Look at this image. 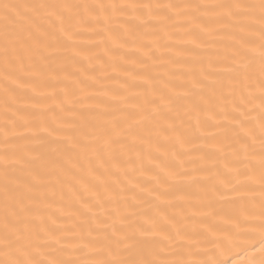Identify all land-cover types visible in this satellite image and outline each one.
Segmentation results:
<instances>
[{"label":"bare ground","instance_id":"1","mask_svg":"<svg viewBox=\"0 0 264 264\" xmlns=\"http://www.w3.org/2000/svg\"><path fill=\"white\" fill-rule=\"evenodd\" d=\"M7 2L24 4L37 0ZM67 2L183 5L226 3L229 0ZM177 13L181 17L179 23H161L147 15L141 23L126 14H118L115 19L121 21L120 27L115 24L105 26L110 28V34L96 30L94 25L78 32L73 29L76 39L62 40L59 48L45 51L44 58L35 61L32 73L19 77L25 81L20 88L4 78L5 68L0 55V155L7 151L10 155L27 153L35 157L24 169L18 166L10 168L9 174L22 184L32 186L31 191L25 193V204L33 212L41 214L45 222H49V217L56 220L59 227L52 226L50 222L49 226L54 227L61 239L77 240L80 237L73 235L77 231L83 232L87 238L88 223L82 219L91 213L84 211V201L96 210L100 219H104V214L113 207H118L120 213L126 215L125 200L119 198L121 188L139 197L135 203L130 199L126 202L128 209L135 212L134 216L128 217L134 223H140L146 217L163 223L162 217L175 215L177 220L186 216L192 227H197L198 221L208 219L221 228H232L237 219L241 224L245 222L237 216L238 210L251 199L258 201V195L241 196L218 180L221 176L229 175L230 179L234 176V173L227 172L225 163L237 164L243 172L249 162L243 159L236 161L232 157L231 146H234L235 138L232 128L235 125L224 119L225 112L216 107L217 101L208 89L203 90V95L209 101L208 109L216 114L218 120H206L205 113L201 112V127L197 130V113H184L190 102L199 97H181L174 110L166 113L178 125L180 120L176 112L179 111L183 118V126L178 128L185 136L183 145L176 141L170 130H161L155 122H145L140 126L134 125L135 142L131 137L126 139L123 149L118 146L113 156H104L102 166L90 149L80 147L97 143L92 138L99 135L104 127L126 126L128 115L139 113L145 108L146 101L154 100L159 104V96L168 94L169 89L190 87V81L198 79L201 69L208 70L209 64L220 69L234 67L229 57L237 46L240 32L210 23L211 13H192L209 24L214 34L207 35L201 33L199 27L187 23L184 10H173L168 14ZM255 27L258 30L259 25ZM189 32L198 38L199 47L189 42L193 38ZM256 43H259L258 32ZM256 70L258 74V65ZM213 74L223 82L225 90L232 87L230 81L235 78L234 73L218 71ZM240 87L237 85V103ZM219 92L218 88L217 95ZM224 107L229 117L238 114L232 112L230 103ZM251 116L257 117L258 109ZM240 119L246 118L241 116ZM163 123L160 121L161 125ZM253 127L258 136L256 120H253ZM5 128L11 140L7 145ZM164 131H168L169 138H165ZM217 148L225 151L218 152ZM181 161L183 168L180 167ZM165 170L179 173L174 181H170L173 187L167 191L163 185L157 186L156 181V177L164 176ZM34 177L38 178L35 183ZM101 178L103 184L99 182ZM241 180H244L243 176ZM232 182L235 183L234 180ZM212 185L217 192L208 191L206 195V190ZM106 189L116 194L115 200L105 199ZM149 192L153 195L163 193V197L154 199ZM97 194L104 200V209L97 203ZM2 205L0 179V215ZM208 248L216 251L212 243H208ZM45 252L57 255L49 248H45ZM200 256L206 258L203 252ZM217 258L227 259L228 264H246L247 254L241 248H234L226 256L217 253Z\"/></svg>","mask_w":264,"mask_h":264},{"label":"snow or ice","instance_id":"2","mask_svg":"<svg viewBox=\"0 0 264 264\" xmlns=\"http://www.w3.org/2000/svg\"><path fill=\"white\" fill-rule=\"evenodd\" d=\"M129 9L131 11H126ZM180 9L186 13L187 23L199 27L201 33L214 34L209 24L192 13H211L210 23L241 33L237 38V46L229 57L234 67L220 69L209 64L208 70L201 69L198 79L193 78L190 81V87L181 90L169 89L168 94L159 96V104L154 100L146 101L145 108L139 113L128 115L126 126L104 127L99 135L92 138L97 143L80 147L90 149L102 166L104 156H113L118 146L123 149L126 139L131 137L135 142L137 135L134 125L140 126L145 122H155L161 130H170L176 141L183 145L185 136L178 131L183 126V118L177 111L176 116L180 120L178 125L166 113L174 110L181 97H199L190 102L184 113H197V130L201 127V112L205 113L206 120H218L216 114L208 109L209 101L203 95V90L208 89L217 101L216 107L225 112L224 119L235 125L232 128L235 133L234 146H231L232 157L236 161L243 159L249 162L243 172L237 164L225 163L227 172L234 173V176L230 179L229 175H225L218 177V180L231 192L241 196L259 197L258 201H247L238 210L237 216L242 217L245 222L241 224L237 219L232 228H221L214 221L203 219L197 222V227H192L186 216L177 220L175 215L162 217L163 223L152 217H146L140 223L130 222L128 217L134 216L135 212L128 209L126 202L130 199L135 203L139 197L121 188L119 198L125 200L126 215H122L118 207H113L104 214V219H100L96 210L84 201V211L91 213L82 219V222L88 223L87 238L83 232L77 231L73 235L79 236V239L64 240L54 230V227H59L56 220L49 217L50 224L54 226L50 227L41 214L33 212L25 204V193L30 192L32 186L22 184L9 174L10 168L18 166L24 169L35 157L27 153L10 155L5 151L0 155V179L3 188L0 264H228L227 259H218L217 253L226 256L234 248H241L247 254L246 264H264V0H229L226 3L183 5L75 4L67 0H37L35 3L20 4L0 0V23L3 24L0 28V55L5 68L4 78L11 80L17 88L23 87L25 81L19 77L31 74L35 61L43 59L45 51L53 47L59 48L62 40L76 39L73 29L78 32L94 25L96 30L108 31L110 34V28L106 29L105 26L115 24L120 27L121 21L115 19L118 14H126L141 23H144L145 15L149 19L156 18L161 23H179L181 17L178 13H168ZM257 24L258 30L255 27ZM189 35L193 37L189 42L199 47L198 38L191 32ZM218 71L234 73L235 78L230 81L232 87L224 89L223 82L213 74ZM237 85L242 86L239 89V103L235 99ZM196 89L200 91H194ZM229 103L232 105V112L238 113L236 116L227 115L224 106ZM257 109L258 116L252 117L251 113ZM241 116L246 119H240ZM253 120L258 122V136L255 134ZM160 121L164 122L163 125ZM164 135L166 139L169 138L168 131H164ZM4 137L6 145L11 143L7 128L4 129ZM217 151L225 150L217 148ZM180 167H184L182 161ZM178 175L179 173L165 170L163 177H156L157 186L163 185L167 191L173 187L170 181H174ZM241 176L244 180H241ZM37 181L38 178L34 177L33 183ZM99 182L103 184V178ZM208 191L215 194L217 189L212 185L206 190V195ZM149 195L153 194L149 192ZM162 197L163 193L153 195L157 200ZM105 199L115 200L116 194L106 189ZM97 203L101 209L105 208L104 200L99 194ZM208 243L214 245L215 252L208 248ZM45 248L51 249L57 255L46 253ZM201 252L206 258H201Z\"/></svg>","mask_w":264,"mask_h":264}]
</instances>
